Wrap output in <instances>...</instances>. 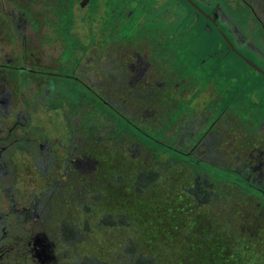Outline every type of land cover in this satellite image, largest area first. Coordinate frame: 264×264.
Returning <instances> with one entry per match:
<instances>
[{
    "label": "flooded vegetation",
    "instance_id": "obj_1",
    "mask_svg": "<svg viewBox=\"0 0 264 264\" xmlns=\"http://www.w3.org/2000/svg\"><path fill=\"white\" fill-rule=\"evenodd\" d=\"M0 1V264H108L82 244L128 219L87 184L152 128L159 180L187 163L191 205L264 224V0Z\"/></svg>",
    "mask_w": 264,
    "mask_h": 264
},
{
    "label": "rangeland",
    "instance_id": "obj_2",
    "mask_svg": "<svg viewBox=\"0 0 264 264\" xmlns=\"http://www.w3.org/2000/svg\"><path fill=\"white\" fill-rule=\"evenodd\" d=\"M8 2L13 4V0L7 1V3ZM1 3L2 2L0 1V4ZM9 42L10 41L6 37L0 39V44L2 46L8 44ZM114 119H116V117H114ZM117 123L118 125L120 124V128L123 126V124H125L120 120ZM125 128H127V130L132 134L135 132L140 133L130 124L125 126ZM147 131L145 132V135L148 133L152 139L158 135L156 129H147ZM157 145L158 144H156V147ZM148 146L152 148L150 144H148ZM98 148H100V146H98ZM164 150H167V148L164 147ZM145 151L149 156L147 150ZM168 152H170L169 149ZM153 159L155 158H152V160ZM136 160L141 163V157H138ZM129 161L123 163L120 159V156L116 155L111 157L106 155L102 156V154L99 155L97 179L93 184L90 181H88L90 184H87V189L89 193H92V195L86 193L87 201H90L92 198L94 199L93 208L96 217L101 211H108L114 214L118 213V215L119 213L123 214L125 218L130 220L131 224H136L139 226L138 229L140 232L136 234L142 238L139 242L136 241L135 243H142L144 237L152 236L153 225L156 228V233H158L159 229L161 230V228H165L166 226L170 227V230L173 231V225H179L177 226L178 228L182 227V224H185L189 227L178 229L176 233L169 232L166 234L164 241L173 243V245L176 243V248L174 252L169 253V255L163 254L164 256L167 255V257H169L168 262L165 264H224L221 262V259L230 255H215L216 244L213 242H207L206 239H204L207 237H204L203 235L209 231L210 224H219V226L222 227V224L228 223L222 222L224 218L218 206L211 207L207 204L201 205V203L197 205H191L187 194H185L186 191L182 189V186L186 188L188 183L189 172L186 171L187 168L184 169L180 167L175 169L174 167V169L171 171H163V173H171L172 178L170 174L167 175L172 179L171 182L175 189L170 188L171 183L168 184L164 182L163 178H161V180H159L157 183V189L160 191V193L158 191H149L144 192L143 194H135L134 192H129L126 189L120 188H117L114 192L108 190L107 186L108 188H112L114 186L112 181L116 176H118L119 170L124 174L129 169ZM193 163L194 162L191 161V165ZM191 168L192 174L196 175L202 172L204 166H202L200 163H194ZM91 187L94 189L93 191ZM180 187L182 188L180 189ZM154 188H156V186H154ZM262 202H264V199H262ZM209 209L211 212H214L213 220H211L212 215L208 212ZM230 213L232 216H235L234 212ZM103 217L104 216H100V220H102ZM232 219L233 221L237 222L236 220H239V215L237 218ZM233 221H231L232 224H229V228L227 229L226 233L223 234L222 230V234L216 236V238L223 237L224 241L225 238L235 239L239 233L243 235L244 238L248 239L253 236V242L250 241L251 246H253V248L259 252L264 253V224H255L251 226V230H248L244 228H249L250 224H234ZM98 225L99 226L95 229V240L85 241L82 244L87 245L88 252L96 251L98 256L97 258L107 262L108 264H115V262L116 264H120L121 260H124L125 258H133V256H129L130 253L127 252V250L133 247V234L131 230L126 229V227L123 228L122 226H115L112 224ZM110 226H113L114 229H109ZM119 234H121V236ZM186 242L192 243L194 245H204L201 247V252H197V249H195L191 254H188L181 251ZM136 251L139 250L136 249ZM142 251L145 252V250ZM257 254L261 256L260 253ZM186 260H190V262Z\"/></svg>",
    "mask_w": 264,
    "mask_h": 264
},
{
    "label": "trees",
    "instance_id": "obj_3",
    "mask_svg": "<svg viewBox=\"0 0 264 264\" xmlns=\"http://www.w3.org/2000/svg\"><path fill=\"white\" fill-rule=\"evenodd\" d=\"M121 122H124V121L121 120ZM139 132L140 133L135 132L133 134L135 138L137 137L139 138L141 137V135H143L141 131ZM150 137L151 136L148 133L144 135V142L146 143V150L149 154L148 156L145 151L144 156H146V162L140 163L139 161L136 160L137 158L133 159L131 156L129 158L130 160L129 169L124 174L119 170L118 176H116L115 179H113L112 181L114 183V186L112 185L113 186L112 188H108V186L106 185L108 190L114 192L116 191L117 188H120V189H126L129 192H134L135 194H143L144 192H149V191L150 192L158 191L160 193V191L157 189V183L159 182L160 175L159 176L156 175V173H159V172L155 170V163L154 161H152V158H156L160 156H165V158H171L172 155L170 154L171 153L170 149H169L170 152H168V148L167 150H164L165 146L162 147L161 144H159L157 141H155L154 139ZM148 144H150V146L153 149L150 148ZM156 144H158L157 147H156ZM185 164L182 163V165H178L177 169L180 167L186 169ZM167 174L169 173H164L162 178L164 182L168 184L171 183L170 188H174L171 182L172 179ZM154 186H156V188H154ZM182 187H180V189ZM210 206L213 207V204H210ZM208 212L209 214L212 215L211 220H213L214 212H211L210 209L208 210ZM119 215H120L119 221L122 222L123 214L119 213ZM223 218L224 220L222 222L233 221V219L228 220L226 217H223ZM112 225L122 226L123 228L126 227V229L131 230L133 234L132 235L133 236V242H132L133 247L127 250V252L132 253L134 255L133 260L135 259L137 261V264H165L166 262H168L169 257H167V255L164 256L163 254L169 255V253L174 252L176 248V243L173 245V243L164 241L166 234L169 232L176 233L178 229L189 227V226H186L185 224H182L181 225L182 227H178V228L177 226L179 225H176V226L173 225L172 226L173 231H171L170 227L166 226L165 228H161V230L159 229L158 233H156V228L153 225V229H152L153 235L144 237V240L142 243H135L136 241L139 242L142 238L136 234L140 232L138 229L139 226H137L136 224H131L130 220H128V224L124 223V224H112ZM117 228H121V227H117ZM209 228H210L209 231L207 233H204L203 236L207 237V238H204L206 239L207 242H213L216 244L215 255H220V254L230 255V256H227L221 259V262H223L224 264H264V256H263L264 253L259 252L258 250L253 248V246H251L250 238L249 239L244 238L243 235H241L240 233L235 239L225 238V241H224L223 237L216 238V236L222 234L221 232L222 230H223V234L226 233L227 229L229 228V224H222V227H221L219 226V224L213 223L209 225ZM109 229H114V227L110 226ZM119 235L121 236V234ZM203 245L201 244L194 245L192 243L186 242L185 246L183 247L181 251L191 254L195 249H197L196 250L197 252H201V247ZM136 249H138L140 252L136 251ZM142 250H145V252H143ZM257 253H260L261 256L258 255ZM186 261L190 262V260H186Z\"/></svg>",
    "mask_w": 264,
    "mask_h": 264
}]
</instances>
